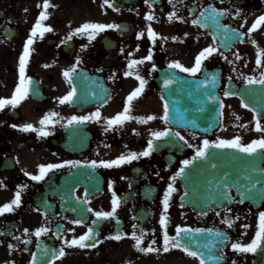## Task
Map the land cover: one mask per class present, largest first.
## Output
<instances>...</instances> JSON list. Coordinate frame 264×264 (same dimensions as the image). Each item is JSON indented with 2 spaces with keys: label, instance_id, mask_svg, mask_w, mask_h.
I'll return each instance as SVG.
<instances>
[{
  "label": "flooded vegetation",
  "instance_id": "af4514ba",
  "mask_svg": "<svg viewBox=\"0 0 264 264\" xmlns=\"http://www.w3.org/2000/svg\"><path fill=\"white\" fill-rule=\"evenodd\" d=\"M37 3L42 7L43 0H37ZM110 3L112 6L104 5L103 0H60L58 4H52L48 19L43 23L51 26L53 31L45 33L43 38L39 35L34 38L26 66V75L33 80L32 91L15 108L5 105L0 110V206L10 203L15 192L21 191V204L10 213L0 214V264H31L33 253L36 264H48L52 248H64L65 251L63 257L57 254L53 264H199L198 257L190 256L182 248L170 246L169 251L163 250V227L159 220L170 177L182 166L181 161L195 155V147L191 145L200 146L205 138L232 139L239 135L247 144L262 135L255 129L257 113L244 108L239 95L226 97L224 92L243 93L253 108L264 115V85L245 82L248 76L259 77L264 71V63L256 64L260 51L264 49V24L248 33L256 19L264 15V0H155L149 4L145 0H110ZM210 7L227 10L219 17V26L212 18L202 19L206 25L204 28L192 23ZM57 9L59 15L56 17ZM40 11L35 12L36 19L29 26L23 25L24 21L17 22L19 26L15 25L13 43L6 44L9 46L7 51L0 54V98L10 99L14 95L19 82V56ZM149 12L154 15L152 21L145 18ZM173 12L183 19H169ZM86 22L121 27L106 29L91 41L87 34H73L72 39H67ZM149 24L157 33L155 43L147 34ZM225 25L228 27H223ZM2 28L0 25V45L1 40L5 42ZM141 32L143 37L139 36ZM214 33L223 39L222 47L214 39ZM239 33L245 34L243 40ZM64 40L66 43H61ZM82 45L87 47L82 48ZM208 45L216 46L219 51L203 62L201 71L195 76L168 67L172 61L192 67L196 55ZM150 50L153 60L134 66L133 74L125 76L124 73L130 71L129 61L142 59ZM237 52L239 59L235 55ZM72 67L76 71L70 84L63 73ZM203 71L218 74V95L224 105L222 115L220 109L218 129L210 135H203L165 123L161 119V97L164 98L163 92L174 84L166 86L164 80L173 72L175 76L181 74L201 79ZM137 72L144 76L147 84L142 95L134 99L129 114L134 117L154 114L157 118L147 123L132 119L105 131V121L123 110L127 96L139 85ZM73 85L76 87L75 97L70 103L61 104L59 98ZM249 86L253 87L252 90ZM97 109L101 112L99 121L67 124L70 116L88 115ZM51 112L59 116L53 117L57 121L54 125L47 126L50 134L46 137L36 131L25 132L19 127L32 123L34 128H39V121ZM261 123L264 124V120ZM13 124L18 127L13 128ZM164 128L179 132L188 143L170 134L156 141L157 147L148 157L112 168L91 166L92 160H111L121 154L143 151L151 138L150 133ZM256 154L258 160L262 158L264 166V150H258ZM65 160L81 163L55 169L43 181L32 180L27 175L38 174V166L42 163H62ZM175 188L166 214L170 236L175 235L177 225L212 229L211 232L193 233L190 244L192 249L204 252L206 259L223 252L222 260L207 259V264H232L234 260L236 264H264V245L255 253H240L231 247L232 243L246 244L255 237L259 213L264 212V198L259 201L243 199L241 203L242 197L229 188L227 201L195 207L181 201L184 189L180 177L175 181ZM113 189L121 198L116 217L93 224L97 220L95 211L111 210ZM59 194H69L72 201L64 198L61 201ZM225 218L231 219V227L224 222ZM74 219L84 222L73 224ZM89 226L97 232L94 240L99 243L96 247L65 244V239L79 237ZM37 227H47L50 231L36 237ZM25 228L29 232H24ZM133 231L138 235L144 233L141 247L147 248L155 240L153 247L158 250H138L131 236ZM217 232L226 234V239ZM116 233H120L122 239L109 238Z\"/></svg>",
  "mask_w": 264,
  "mask_h": 264
},
{
  "label": "snow or ice",
  "instance_id": "6c2138e0",
  "mask_svg": "<svg viewBox=\"0 0 264 264\" xmlns=\"http://www.w3.org/2000/svg\"><path fill=\"white\" fill-rule=\"evenodd\" d=\"M104 5L107 6H112L110 3V0H103ZM155 0H145L146 4L149 3H154ZM171 2V0H169ZM50 2L49 0H43V5L42 8L43 10L40 11L39 17L36 20L34 26L30 29V34L28 35L26 42L23 47L22 54L19 56V82L15 87L14 95L10 99H5V98H0V110H2L5 105H11L13 108H15L17 105H19L25 98H27L32 91V77L26 75V66L29 62L30 54H31V46L34 43V38L39 35L40 38H43L45 33L53 31L52 27L49 25H45L43 21L48 19V9L50 7ZM40 7V5H38ZM27 11V9L25 10ZM227 13V10H221V9H216L214 7H210L209 9H206L205 12H201L200 17L195 18L192 20V23L194 24H200L201 20H207L208 18H212L214 21L217 22L219 17L221 15H225ZM239 14V13H237ZM173 17L177 19H183V17H176L175 12L169 14V19H172ZM146 20L152 21L154 19V15L149 12L146 14ZM264 24V15H261L256 19V21L251 25V27L248 29V33L253 32L258 28V26ZM219 26V24H218ZM121 26L117 24H111V23H99V22H86L82 26L77 27L74 30V33H70L67 37L68 40L72 39L73 34L75 35H84L87 34L88 39L94 40L96 36L100 33L105 31L106 29H112L116 28L119 29ZM227 28L228 26L225 25L223 26ZM237 32L239 30H236ZM147 34L151 38L152 42L155 43L157 39V33L152 29L151 25H148L147 29ZM185 36L188 35V33L184 34ZM245 34L239 33V38L243 40V36ZM140 37L144 36V33L141 32L139 34ZM172 39H177V37H172ZM215 39V37H214ZM253 44H256V41H252ZM61 43H66V40L61 41ZM87 45H82V48H86ZM139 48V46H137ZM123 52V49H121ZM219 50L216 46L214 45H208L207 47H204L195 57V62L192 67H186L183 63L180 61H172L168 64V67L170 69H179L185 73H190L193 76L196 75V73L201 71L203 62L210 57L212 54L217 53ZM237 59H239V54L238 52L235 53ZM264 57V49H262L256 59V64L257 65H262L264 63V60L261 58ZM227 59V57H224ZM79 57H77V61H79ZM153 60V53L150 50L149 54L142 59H132L128 63V68L130 71H127L124 73L125 76L132 75V71L134 70V66L143 64L145 61H152ZM153 70H155L156 65H152ZM235 70V69H234ZM76 68L72 67L64 71L63 75L65 78L68 79L69 83L71 84L72 79H73V74L75 73ZM175 78V73L173 72L171 74L170 78H166L164 80V84L167 86L171 83H173V80ZM136 79L139 81V85L127 96L126 98V104L123 108V110L119 113H117L115 116L108 118L105 123H106V128L105 131H108L109 129H113L114 126L122 125L125 123V121L128 120H138L141 123H147L148 121L155 120L157 117L154 114L147 115L146 117H134L131 116L130 110L132 108V103L135 98H138L140 95H142L145 86L147 84L146 79L144 76L140 75L138 72L136 74ZM231 79V77H229ZM211 80L213 83L216 81V76L212 75ZM247 84L252 85V84H258V85H264V71L260 73L259 77L256 76H248L245 81ZM204 83L207 84L209 83L208 79L204 80ZM76 95V87L73 85L71 87V90L66 93L63 97L59 98V102L61 104L63 103H70L73 98ZM236 95L235 92L232 91H225L224 96H232ZM110 98V97H109ZM163 100V115L161 119L165 123H170V118H169V102L167 100H164L163 96L161 97ZM209 99H215V97L209 96ZM107 102V101H105ZM248 103H243L244 108H249ZM224 105L221 102L219 105V108L221 109V115H222V109ZM252 111L254 113H257V115L254 117L255 119V129L256 131L260 132L262 135L258 139H253L251 142L245 144L242 142V138L237 135L232 139H217V140H209L207 138L203 139L202 144L200 146H195L191 145L192 147H195V155L192 156L190 159H184L181 161V167L175 172L174 175L170 177V182L167 185V188L164 192L163 198H162V205H163V214L160 217L159 223L163 227V250L165 252L169 251V247L171 248H182L184 252L189 254L192 257H198L199 258V264H207V259L217 261L219 262L223 258V252L221 251V254L219 256L212 255L208 256L206 259L205 253L199 250H194L190 247L191 240L193 238V233H199V232H211L213 231L212 229H201V228H195L192 229L188 226H180L177 225L176 227V232L174 236H170L168 233V216L166 215L168 212V209L170 207V199L172 197V194L176 191L175 188V181L177 180L178 177H181L182 175L185 174L186 169L193 164L194 161L196 160H202L206 158L209 155V149L210 148H220V149H236L242 153L246 154H254L258 150H264V124L261 123L262 120H264V115L260 114L257 112L256 108H253ZM59 114L56 112H51L49 114H46L40 121L41 127L39 128H34V125L32 123H25L21 126L23 131L28 132V131H36L40 136H48L50 132L47 130V126L49 125H54L57 121L53 119V117H58ZM101 118V112L99 109H97L95 112L90 113L88 115H72L67 119V124L68 125H73V124H82L91 120H97L99 121ZM239 119V117H237ZM13 128L18 127L17 125L13 124ZM241 127H245L244 125H241ZM135 131V130H134ZM174 135L175 137H178L181 141H184L185 144L188 142L185 140V138L179 133L175 132L173 133L171 129L169 128H164L163 130L159 131H152L150 133L151 138L147 141V145L145 149L141 152H129L127 154H121L115 159L111 160H92L90 161V164L93 168L97 166H102L105 168H112V167H118L121 165H124L126 163H131L134 160H138L140 157H148L152 154V152L155 150L157 147L156 141L161 140L162 138L168 137L169 135ZM81 163L80 161H72V160H65L62 163H42L38 166L39 171L38 174H32V173H27L31 177L32 180L35 181H43L46 176L53 170L63 168L65 165L72 166L75 164ZM215 167V165H212ZM159 176V173H157ZM227 175V173H225ZM257 184H260V180H256L254 184L250 183V187L245 189V191H250L251 189H254ZM20 186H18L19 188ZM109 187L112 188V184H109ZM223 188L224 189H229V184L227 182L223 183ZM244 193L241 192V196L243 197ZM183 199V197H182ZM87 200V196H85V201ZM243 203V199L240 201ZM121 203V198L116 194L115 190L113 189L112 191V201H111V210L110 211H95V217L97 220L93 221V224H96L98 220H104L108 218H113L116 217L117 215V209L120 206ZM21 204V191L17 190L15 192V198L10 202V203H4L2 206H0V214L4 213H10L14 211L15 207H18ZM75 211V209H73ZM39 211V209H37ZM88 211H93L92 209H88ZM231 211V209H229ZM219 215V213H217ZM84 221L82 219H74L72 221L73 224H82ZM117 222H119L117 218ZM229 227L232 226V221L229 218H225L224 221ZM245 227H247L245 225ZM50 229L47 227H37L35 229V236L40 237L42 234L49 232ZM69 231H74V229H69ZM24 232H29V229L25 228ZM97 235L96 230L89 226L87 231L80 235L79 237H73L71 240L65 239V244L71 245V246H79L81 248H94L97 246L99 241L94 240V237ZM127 235V234H125ZM218 236H221L222 239H226V234H221L220 232H217ZM132 238L135 240V247L142 251V252H153L157 251L158 249L154 248L153 245L156 244V241L153 240L151 244L148 245L147 248L141 247L143 240H144V233L137 234L136 231H133L131 233ZM109 238H114L116 240L122 239V236L120 233H116L114 237H109ZM16 239H20L17 237ZM88 241H92L90 243H86ZM262 245H264V212L259 213V227L258 230L255 233V237L251 240L249 243H239L235 242L232 243L231 247L234 251L240 252V253H255L258 248H260ZM10 248L14 247L13 245H9ZM47 252V248H45V253ZM59 257H63L65 255L64 248H61L59 250ZM57 259V254L55 250H53V254L51 259H49L48 264H53V262ZM31 264H36V256L35 253H33L32 257V262ZM232 264H236V261L234 260Z\"/></svg>",
  "mask_w": 264,
  "mask_h": 264
},
{
  "label": "water",
  "instance_id": "95a60500",
  "mask_svg": "<svg viewBox=\"0 0 264 264\" xmlns=\"http://www.w3.org/2000/svg\"><path fill=\"white\" fill-rule=\"evenodd\" d=\"M212 75H217L214 73ZM219 82L202 80L189 81L181 79L178 90L167 95L169 102L170 121L179 127L189 128L198 132L210 133L218 124L219 99L217 88ZM236 93V92H235ZM242 97L243 93L237 92ZM209 96L215 99H209ZM212 165H215L213 167ZM227 173V175H225ZM186 193L183 201L195 207L218 204L228 198L223 183L244 193L243 197L258 199L264 197V167L254 154L235 152L227 149H209V155L196 160L181 176ZM260 180L254 189L245 191Z\"/></svg>",
  "mask_w": 264,
  "mask_h": 264
},
{
  "label": "rangeland",
  "instance_id": "374dc122",
  "mask_svg": "<svg viewBox=\"0 0 264 264\" xmlns=\"http://www.w3.org/2000/svg\"><path fill=\"white\" fill-rule=\"evenodd\" d=\"M60 0H51L50 5L52 4H58ZM40 5L37 3V0H12L9 2H2L0 0V11H5L6 17L4 20L0 21L1 24H10V25H17L18 21H24L25 26H29L32 24V21L35 18V12L39 10H43L42 7L37 6ZM58 6V5H57ZM51 6L48 9V12L50 10ZM27 9V11H25ZM56 17L59 15V9L55 11ZM56 26H60L59 24H56ZM2 44L0 45V54H4L7 51V48L9 46L2 41Z\"/></svg>",
  "mask_w": 264,
  "mask_h": 264
}]
</instances>
